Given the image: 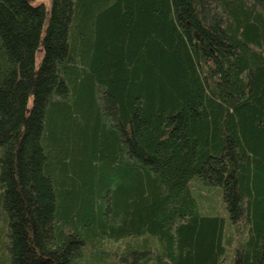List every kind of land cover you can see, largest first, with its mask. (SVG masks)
Instances as JSON below:
<instances>
[{"label": "trees", "instance_id": "1", "mask_svg": "<svg viewBox=\"0 0 264 264\" xmlns=\"http://www.w3.org/2000/svg\"><path fill=\"white\" fill-rule=\"evenodd\" d=\"M0 264H264V0H0Z\"/></svg>", "mask_w": 264, "mask_h": 264}, {"label": "rangeland", "instance_id": "2", "mask_svg": "<svg viewBox=\"0 0 264 264\" xmlns=\"http://www.w3.org/2000/svg\"><path fill=\"white\" fill-rule=\"evenodd\" d=\"M40 2L44 3V5L46 6L47 10H49L51 8L52 0H34V3H40ZM41 53H42L41 50H38L36 52V64L39 61ZM216 189L217 188H215L213 186H210V185H207V184H202V185L198 186V190L200 191V193L201 192H203V193L207 192V194L209 193V197L213 200V202L216 201L215 207L218 210V205H220V202L218 200V195L219 194H218ZM198 202H199V204H200L202 209L204 208V206H207L209 204V202L206 199H204L203 197H200L198 199Z\"/></svg>", "mask_w": 264, "mask_h": 264}]
</instances>
